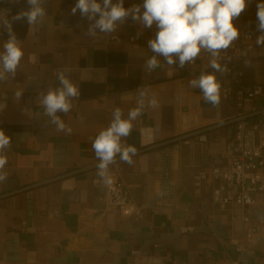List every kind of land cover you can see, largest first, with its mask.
Segmentation results:
<instances>
[{"label":"crops","instance_id":"crops-1","mask_svg":"<svg viewBox=\"0 0 264 264\" xmlns=\"http://www.w3.org/2000/svg\"><path fill=\"white\" fill-rule=\"evenodd\" d=\"M143 2L124 0V7L141 5L143 11ZM258 2L249 0L235 22L257 26ZM43 6L46 17L35 32H30L26 19L12 22L25 55L15 77L0 82V104L5 105L0 109V129L12 139L5 153L8 179L0 183V195L14 191L0 198V264H230L235 257L246 264H264V234L256 238L253 249L240 254L228 242L241 227L239 222L231 226L233 213H244L264 226V194L257 195L253 206L215 210L210 182L193 191L196 169L188 165L191 155L197 168L225 163L222 152L234 123L205 132L206 141L195 142L193 150L181 144L172 151L176 191L173 202L163 207H154L161 190L169 188L159 175L161 147L137 152L132 165L118 158L110 166L113 182L121 180L138 205L129 216L107 209L108 186L97 183V168L64 175L98 162L92 148L96 135L109 125L115 107L126 114L134 106L121 101L125 93L144 88L159 101V107L144 110L125 138L137 150L233 118L237 111L222 98L218 106L211 105L190 86L189 81L199 76L198 66L192 72L177 67L169 78L159 58L161 68L144 71L143 64L153 55L147 42L154 38L155 27L143 28L129 17L113 33L97 30L101 38L93 39L87 33L94 21L79 10L72 14L73 0H43ZM28 8L27 0H0V13L9 20ZM111 35L121 40L109 41ZM257 36L242 45L237 59H230L242 69L246 85L264 81V47L255 44ZM7 39V30L0 28V50ZM32 54L37 55L36 63L28 59ZM65 68L71 69L66 74L80 92L67 114L57 113L70 133L58 131L39 104L41 93L62 86L56 75ZM216 75L221 84L231 78L227 72ZM17 90H23L19 99ZM243 115L262 126L264 98L247 103ZM145 127L157 130L147 144L140 135Z\"/></svg>","mask_w":264,"mask_h":264},{"label":"clouds","instance_id":"clouds-1","mask_svg":"<svg viewBox=\"0 0 264 264\" xmlns=\"http://www.w3.org/2000/svg\"><path fill=\"white\" fill-rule=\"evenodd\" d=\"M29 8L22 10L9 20L6 13H0V28L6 29L8 39L0 50V82L14 78L17 69L24 58V49L21 46L12 22L26 19L30 32H35L41 21L46 17L43 0H27ZM249 0H144L141 5L124 7V0H78L72 8V14L79 10L80 14L94 21L89 25L88 36L100 39L98 34H110L117 30L129 17L143 28H153L156 31L154 38L147 42L148 49L153 53L147 57L145 68L148 71L161 68L164 61V74L172 77L177 67L183 68L194 63L202 54L210 56L208 67L212 72H202L198 77L189 81L193 88H198L203 98L213 106L221 102V83L217 73L226 72L227 66L221 64L222 53L234 44L240 37V30L235 24L241 14L246 10ZM256 18L258 21L255 44L264 47V0L256 5ZM98 16V18H97ZM31 63H36L37 55L29 56ZM250 63V62H249ZM71 69L65 68L57 73V78L62 85L58 88H49L46 93H41L39 104L43 113L50 118L58 131L71 132L64 120L57 113L67 114L72 109V100L80 95L78 86L66 73ZM23 90H17L15 96L19 99ZM121 101L132 103L125 114L121 107H115L112 119L106 128L96 135L92 143L95 157L98 161L97 183L104 186L111 185L113 178L110 166L116 163L117 157L129 165L134 163L133 157L137 154L134 145L125 143L135 127V121L147 108L159 107L155 94L148 89H137L135 92L125 93ZM5 105L0 104V109ZM156 129L145 127L140 130L141 142L150 143L155 139ZM12 139L0 129V183L7 181L8 173L4 171L8 162L5 154L9 149Z\"/></svg>","mask_w":264,"mask_h":264},{"label":"built area","instance_id":"built-area-1","mask_svg":"<svg viewBox=\"0 0 264 264\" xmlns=\"http://www.w3.org/2000/svg\"><path fill=\"white\" fill-rule=\"evenodd\" d=\"M78 0H73L74 6ZM102 3V0H98ZM117 2L113 0V3ZM240 30V37L234 44L222 53V65L227 66V74L231 76L230 81L221 84V98L232 102L237 116H242L246 104L255 97L264 98V81L252 85H246L243 79L242 69L230 59L233 56L238 58L241 53L242 45L253 41L259 34L257 26L245 27L240 22H235ZM133 40V37L129 38ZM109 41L119 42L121 38L117 35L108 37ZM210 56L202 53L194 63L185 65V68L192 72L198 66L202 72H212L208 67ZM146 73H150L143 64ZM262 126H255V122L250 118H242L234 123L233 132L228 136L222 157L226 162L219 166H212L208 169L197 168L193 154L188 165L196 170L192 173L193 191L198 192L202 184L206 181L211 183V204L213 209L233 207L245 208L257 204V195L264 194V119L260 120ZM205 134L196 135L191 138L172 143L162 147L164 157L160 165V178L168 183V190H161L160 198L155 204L156 207H163L166 201L173 202L176 182L173 176L172 151L181 144H187L193 150L195 142L203 143L206 141ZM193 152V151H192ZM121 180L114 181L108 185L106 194V207L118 212L122 216H129L138 205L128 196ZM173 207V205H172ZM187 209L184 208L183 219L188 218ZM175 220V218L172 216ZM241 225L238 234H232L229 238L237 254L255 247L256 238L264 234V226L259 221L251 220L246 214H232L230 218L231 226L236 223ZM230 264H246L244 258L235 257Z\"/></svg>","mask_w":264,"mask_h":264},{"label":"water","instance_id":"water-1","mask_svg":"<svg viewBox=\"0 0 264 264\" xmlns=\"http://www.w3.org/2000/svg\"><path fill=\"white\" fill-rule=\"evenodd\" d=\"M247 116L248 115L235 116L233 118H229V119H226V120H222V121L216 122V123H214L212 125H209V126H206V127H203V128H199V129L192 130L190 132H186V133H183V134H179V135L174 136L173 138H170V139L163 140V141L157 142L155 144H152V145L144 148L143 150H137V152H139V151H146V150H150V149H153V148H160V147L162 148V147H164L166 145H170L172 143H176L178 141H182L184 139L191 138V137H194L196 135L205 134V132H207L209 130H212V129H215V128H218V127H222V126H226V125L233 124L236 121H238L239 119L247 118ZM118 158L119 157H117V159ZM97 163L98 162H95L93 164L87 165V166L82 167V168H79L77 170H74V171H71V172H67L64 175H70V174H73V173L83 172V171H87V170L96 168ZM59 177H61V175L60 176H56L55 178H52V179H56V178H59ZM45 182L46 181H43V182H40V183H35V184L30 185V186L23 187V188H21L19 190H24V189H27L28 187H32V186H36V185H39V184H43ZM19 190H17V191H19ZM12 193H14V191L13 192H8V193L1 194L0 195V198L1 197L9 196Z\"/></svg>","mask_w":264,"mask_h":264}]
</instances>
